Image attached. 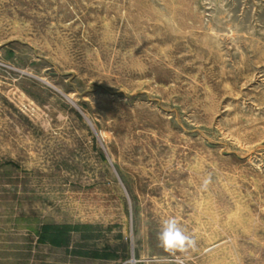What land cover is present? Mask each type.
Instances as JSON below:
<instances>
[{
	"label": "rangeland",
	"instance_id": "obj_1",
	"mask_svg": "<svg viewBox=\"0 0 264 264\" xmlns=\"http://www.w3.org/2000/svg\"><path fill=\"white\" fill-rule=\"evenodd\" d=\"M0 264H264V0H0Z\"/></svg>",
	"mask_w": 264,
	"mask_h": 264
},
{
	"label": "clouds",
	"instance_id": "obj_2",
	"mask_svg": "<svg viewBox=\"0 0 264 264\" xmlns=\"http://www.w3.org/2000/svg\"><path fill=\"white\" fill-rule=\"evenodd\" d=\"M209 182L210 177L203 181V185L206 187ZM157 240L163 251L169 254L176 252L186 253L189 249L195 250L197 243L186 232V229L176 217H168L161 221V226L157 233Z\"/></svg>",
	"mask_w": 264,
	"mask_h": 264
}]
</instances>
